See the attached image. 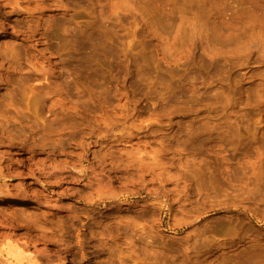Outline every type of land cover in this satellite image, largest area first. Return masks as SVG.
Segmentation results:
<instances>
[{
  "label": "rangeland",
  "instance_id": "1",
  "mask_svg": "<svg viewBox=\"0 0 264 264\" xmlns=\"http://www.w3.org/2000/svg\"><path fill=\"white\" fill-rule=\"evenodd\" d=\"M0 168V264H264V0H0Z\"/></svg>",
  "mask_w": 264,
  "mask_h": 264
},
{
  "label": "bare ground",
  "instance_id": "2",
  "mask_svg": "<svg viewBox=\"0 0 264 264\" xmlns=\"http://www.w3.org/2000/svg\"><path fill=\"white\" fill-rule=\"evenodd\" d=\"M4 133V132H3ZM11 132L9 133V135L8 136H11ZM17 137H19V136H17ZM22 137L23 136H21V139H22ZM8 138V137H7ZM10 138V137H9ZM13 137L11 136V140H15V138H13ZM24 138V137H23ZM26 138V137H25ZM22 139V141H26V142H29V140H27L28 138H26V139ZM18 138H16V140H17ZM21 139H18V140H21ZM6 140V139H5ZM8 140H10V139H8ZM10 140V141H11ZM33 140V139H32ZM32 140H30V143H31V141ZM34 140H35V138H34ZM16 142V141H15ZM20 142V141H19ZM34 142V141H33ZM32 142V143H33ZM21 143V142H20ZM22 143H24L25 144V142H22ZM37 144V141H35L33 144H31L32 146L34 145H36ZM24 144H23V148H24ZM27 144H29V143H27ZM39 144V143H38ZM37 144V145H38ZM26 145V144H25ZM30 145V146H31ZM20 146V145H19ZM27 146V145H26ZM25 146V147H26ZM29 146V145H28ZM31 146V147H32ZM39 146H40V144H39ZM38 146V147H39ZM36 147V146H35ZM42 147V146H41ZM40 147V148H41ZM84 148V147H83ZM86 148V147H85ZM33 149H36V148H33ZM32 150V149H31ZM41 150V149H40ZM86 150V149H85ZM84 150V151H85ZM35 151V150H34ZM36 152H37V149H36ZM35 153V152H34ZM84 154V153H83ZM86 155V154H85ZM81 157H83L82 155H80ZM81 159V158H80ZM83 161V160H82ZM58 166V165H57ZM56 167V166H55ZM65 167V166H64ZM63 167V168H64ZM57 168V167H56ZM62 167L60 168V169H63ZM54 169V168H53ZM89 170H90V168H88ZM88 169H84V168H82L81 170H80V173L78 172V174L79 175H77V177H75L76 175L74 174V171H72V173H73V175H71V176H69V177H71L72 178V180H86L87 182H89V186H87V187H90V191H88V192H85L84 194H80V198L83 200V201H85V204H86V206H87V208H88V210L91 212V211H93L92 213L94 214V210H96V205L98 206V205H100V204H103L104 202H103V200H105V198H107V197H109V195L110 194H105L102 190H99L100 188L98 187V190L97 189H95L94 187H93V183H92V181L91 180H94L95 179V176L94 175H97V173L95 172V171H93V172H95L96 174H93L92 173V171H91V173L93 174H91V173H89L90 171L88 170ZM92 170H93V168H91ZM0 170H1V168H0ZM58 170V172H59V169H56V171ZM64 170V169H63ZM67 170V169H66ZM72 170V169H71ZM70 170V171H71ZM78 170H79V168H78ZM68 171V170H67ZM69 171V172H70ZM2 172H3V170H2ZM52 173H54V172H52ZM56 173V172H55ZM61 173H63V171L61 170ZM71 173V172H70ZM59 174V173H58ZM91 174V175H90ZM75 175V176H74ZM74 176V177H73ZM92 176H94V178L92 177ZM52 177H55V175L54 176H52ZM56 177H58L57 176V174H56ZM97 178L95 179V180H99L100 178H98V176H96ZM61 178L62 177H60V180H61ZM92 178V179H91ZM63 179V178H62ZM88 179V180H87ZM102 179V178H101ZM101 179H100V182H101ZM71 180V179H70ZM76 181H74V182H76ZM97 181H95V182H97ZM102 181H103V179H102ZM73 182V181H72ZM94 182V181H93ZM99 182V181H98ZM97 182V183H98ZM100 182H99V184H100ZM107 193H109V192H107ZM75 194V193H74ZM73 194V195H74ZM78 194V193H77ZM77 194L75 195V196H77ZM8 195V194H7ZM5 197V196H4ZM3 197V198H4ZM112 197V196H111ZM3 198H0V201H4V202H8V201H12L11 199H9V198H5V199H3ZM79 199V198H78ZM108 199V198H107ZM103 202V203H102ZM24 202H21V203H19V205H22ZM109 203V202H108ZM18 205V206H19ZM17 206V205H16ZM108 206V205H107ZM104 207V206H103ZM18 208H20V207H18ZM25 208V207H24ZM98 208V207H97ZM101 208V207H100ZM21 209H22V207H21ZM100 210V209H99ZM88 211V212H89ZM96 212V211H95ZM97 213V212H96ZM91 214V213H90ZM78 219L79 217H78V215L76 216V215H74V219L72 218V220L74 221L75 219ZM25 250V249H24ZM17 252V250H15V249H12L11 247H10V250L8 251L9 252V256H15L16 257V255H19V254H17L16 252ZM26 251V250H25ZM19 257V256H18ZM25 257H27V256H25ZM9 259V258H8ZM39 264V263H38Z\"/></svg>",
  "mask_w": 264,
  "mask_h": 264
}]
</instances>
